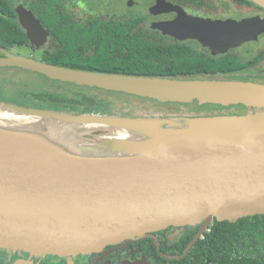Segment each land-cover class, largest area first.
<instances>
[{"label": "water", "instance_id": "obj_1", "mask_svg": "<svg viewBox=\"0 0 264 264\" xmlns=\"http://www.w3.org/2000/svg\"><path fill=\"white\" fill-rule=\"evenodd\" d=\"M247 1L264 10V0ZM15 11L30 45L41 50L48 44L49 32L23 5ZM150 12L154 16L176 13L175 19L155 22L151 28L179 41H196L215 57L258 42L264 34L261 16L201 19L183 15L163 0H156ZM0 54V67L80 86L163 103L197 100L228 108L240 104L247 110L246 115L207 118H127L63 115L0 100L2 112L32 119L50 117L58 125L54 129L42 124L33 130L0 127V248L71 257L151 238L163 259L182 260L214 219L232 224L264 215V84L112 76L50 65L2 49ZM59 123L75 127L80 140L98 143L113 153L154 159L147 165L118 169L66 163L62 158L66 155L56 149L59 140L51 143L40 138L43 132L56 137ZM103 128L123 129L130 135L118 142ZM5 138L19 149L1 142ZM62 141L66 147L68 141ZM42 155L49 160H42ZM188 226L200 230L183 254H165L156 233Z\"/></svg>", "mask_w": 264, "mask_h": 264}, {"label": "trees", "instance_id": "obj_2", "mask_svg": "<svg viewBox=\"0 0 264 264\" xmlns=\"http://www.w3.org/2000/svg\"><path fill=\"white\" fill-rule=\"evenodd\" d=\"M240 1L254 5L247 0ZM16 3L32 11L48 30L47 50L40 55L42 59L36 60L50 65L112 76L190 82L193 81L191 79L217 77H223L224 81L216 82L228 83L264 79V75L259 74L264 69V49L257 56L231 51L224 56L213 57L205 49L152 30L145 24V17L99 16V13L91 11L82 15L74 3L69 7L65 0H0V49L9 53L20 55L21 50L30 46L18 21ZM3 69L12 70L13 67ZM246 71L254 73L246 74ZM13 75L15 73L0 75V88L4 92L3 97L0 96L2 101L63 115L139 118L122 115L110 106L109 96L120 93L104 91L105 94L101 95L103 90L97 89L92 93L46 77L39 81L41 88L33 91L30 83L17 86ZM14 85L15 90L12 88ZM236 114L221 110L207 117ZM199 230L200 226L184 227V233L173 244H168L166 236L160 237L162 251L173 256L183 254ZM139 244L143 256L154 258L151 264H264V215L244 218L232 224L214 219L209 231L182 260L163 259L150 239Z\"/></svg>", "mask_w": 264, "mask_h": 264}, {"label": "flooded vegetation", "instance_id": "obj_3", "mask_svg": "<svg viewBox=\"0 0 264 264\" xmlns=\"http://www.w3.org/2000/svg\"><path fill=\"white\" fill-rule=\"evenodd\" d=\"M65 1L69 2L68 4L69 7H73V3H74L76 5L75 6L76 9L79 12H81L82 15H85L87 11H91L94 13H99L98 14L99 16L108 15V14L121 15V16L123 15L127 19H134L135 17L139 18L142 16L145 17L144 22L150 28L151 25L155 22H164V21L173 20L177 16L176 13H172V12L163 13L158 16L152 15L150 9L156 4V0H144V1L142 0L141 2L143 3L137 5L136 4L133 5L132 1L130 0H116V2H119L118 5H120V7H117L118 5L116 6L114 4L115 2L114 0H65ZM163 1L178 7L181 14L189 17L211 19V20H227V19L241 20L243 18L254 17V16H261L262 18H264V10H262L261 8L255 5H248L246 3H243V1L240 0H178V1L163 0ZM86 2H88L89 5H87ZM231 4L232 7H230ZM16 5L18 6L22 4L16 3ZM136 8L142 9L144 12L135 13ZM154 31L160 32L158 30H154ZM165 37H170V36H165ZM49 38H50V34H49ZM179 42L186 44L190 43L192 46H195L198 49H205L211 54V52L208 49L203 48L196 41L187 40V41H179ZM255 44L257 47L254 46ZM46 46L42 47L41 50H37L36 48H33L31 45L24 49H31L35 52L38 51V55H36L35 53V55H31V58L42 59L40 55H43V53L46 52L47 50ZM263 49H264V34L260 37L258 42L245 44L242 47L232 51H237L242 55H247L251 53L254 54V56H257L259 52L262 51ZM49 50H52V48H49ZM11 54H16V53H11ZM0 56H2V54H0ZM18 56L20 55L18 54ZM244 73L250 74L254 72L246 71ZM259 74L264 75V69L260 70ZM191 80L197 82L224 81L223 77H217L212 79L197 78ZM248 82L264 84V79H261L259 82H255V81H248ZM242 106L244 107V109L237 111L238 115H241L240 113L246 111V106L244 105ZM183 233H184V228H170L166 231H161L156 233V236L158 240L160 239V237L166 236L168 240V244H173L175 243L177 238L180 237ZM146 239L152 240L151 238H145L143 240ZM141 241L128 246H123L122 243V244L106 247L103 251L98 253L79 254L71 257H62L58 255H35L30 252L0 248V264H134V263L139 264L141 262H144V264H151V261L154 258H152L151 256L150 257L143 256V251L141 249L142 246L139 244ZM152 242L154 243L153 240ZM154 245L157 251L156 244L154 243Z\"/></svg>", "mask_w": 264, "mask_h": 264}, {"label": "rangeland", "instance_id": "obj_4", "mask_svg": "<svg viewBox=\"0 0 264 264\" xmlns=\"http://www.w3.org/2000/svg\"><path fill=\"white\" fill-rule=\"evenodd\" d=\"M114 1H115L114 4L117 6L119 2H116V0ZM130 1H132L133 5L143 3L141 2L142 0H130ZM86 4L89 5L88 2H86ZM117 7H120V5H118ZM230 7H232V4ZM140 12H144V11L139 8L135 9V13H140ZM20 52H21L20 56H23L29 59H31V55H35V53L36 55H38V51L35 52L31 49H24V50H21ZM12 55H16V54H12ZM15 70L16 68L14 67L12 70L3 69V67H1L0 75L1 73L2 74H14L15 73V75H13L12 77L17 82L16 83L17 86L19 85L23 87V85H28L30 83L29 87L33 91H36L39 88H41L40 86L41 82L39 81L45 80V76L35 73V72L20 69V68H18V71H15ZM66 83L67 82H65V84ZM67 84L75 85L81 90L85 89L92 93H95V90H97V88H94V87L80 86L74 83H67ZM7 88L9 87L7 86ZM12 88L15 90V85ZM98 90H101V89H98ZM107 92H112V91H107ZM3 93H4L3 90L0 88V96L3 97ZM112 93L117 94L120 92H112ZM100 94L104 95L105 94L104 90ZM121 94H125V93H120L118 95L109 94L110 96L108 98V102L110 106L113 109L120 112V114L123 113L122 115H132V116H137L139 118H143L146 116H147L146 118H180V117H192V115H197L196 117H200V118H207L209 114H217L221 110H224L226 112H237L241 109H244V107L240 104L232 105L231 107L228 108V107L217 105V104H204V103L202 104L197 100H194L191 102H182V103H173V102L163 103L158 100L151 99V98H143V97H139V96L131 95V94H125V95H121ZM246 113H247V110L240 114L246 115ZM211 117H215V116H211ZM43 136L40 138L46 142L53 143L56 139L50 136V133L48 132L47 133L43 132ZM86 141H89V140H86ZM134 264H137V263H134ZM139 264H144V262H141Z\"/></svg>", "mask_w": 264, "mask_h": 264}, {"label": "bare ground", "instance_id": "obj_5", "mask_svg": "<svg viewBox=\"0 0 264 264\" xmlns=\"http://www.w3.org/2000/svg\"><path fill=\"white\" fill-rule=\"evenodd\" d=\"M54 121L55 120L51 119L50 117H45L42 119H32V118L15 116L14 114H11L9 112L8 113L2 112L0 107V127L6 126V128L8 129H13L18 126L20 127L22 126V127H30L29 129L33 130L34 128H37L40 125L45 124L55 129L56 127H58V125ZM85 126H87L86 127L87 129L92 131L100 130L99 129L100 127L96 125H85ZM59 128H60L59 133H57L56 137H54L56 138L55 140H59V141L56 143L57 146L56 145L54 146L58 147L56 149H59L66 155L67 158L62 157L63 160L67 161L66 163H71L73 165H85L89 167H96L103 169H118V168H127V167L139 166V165H147L150 164L151 161L154 159V157L145 158L143 156L119 155L117 153L111 152V150L101 146L98 143H92V142L80 140L79 137L74 132L75 127L72 129L71 125H65V123H59ZM101 130H106L110 132V134L113 137L118 139V142H121L120 140H127V138L130 135L129 132L123 129L103 128ZM151 130L153 132L156 131L152 127ZM64 139H66L65 141L66 143L68 141L66 147L62 141ZM10 141L11 140L7 138L1 140V142L19 149L16 145L9 144ZM59 142L63 143L62 146L58 145ZM54 146L52 147L54 148ZM70 150H73V154H67L69 153ZM42 157H43L42 160H49L48 156L42 155Z\"/></svg>", "mask_w": 264, "mask_h": 264}]
</instances>
